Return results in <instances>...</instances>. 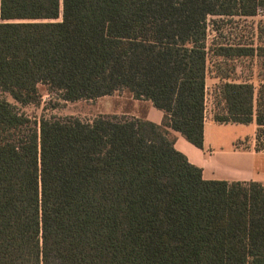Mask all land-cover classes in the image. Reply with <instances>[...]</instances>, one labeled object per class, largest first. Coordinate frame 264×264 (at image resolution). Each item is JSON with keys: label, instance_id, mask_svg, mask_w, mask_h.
<instances>
[{"label": "trees", "instance_id": "obj_1", "mask_svg": "<svg viewBox=\"0 0 264 264\" xmlns=\"http://www.w3.org/2000/svg\"><path fill=\"white\" fill-rule=\"evenodd\" d=\"M258 15L264 0H0V264H264V186L204 180L169 131L202 149L212 72V121L253 122L264 151V75L227 68L264 47L205 45L208 17ZM42 87L124 92L162 122L32 120Z\"/></svg>", "mask_w": 264, "mask_h": 264}, {"label": "crops", "instance_id": "obj_2", "mask_svg": "<svg viewBox=\"0 0 264 264\" xmlns=\"http://www.w3.org/2000/svg\"><path fill=\"white\" fill-rule=\"evenodd\" d=\"M222 81L223 79L215 78L210 72L206 82L202 149L188 143L179 133L169 130L174 138V149L182 154L189 164L201 169L202 178L206 181L256 182L264 186V151L255 150V124L252 122L246 126L220 125L212 121V94L215 86ZM122 95L125 96L126 107L123 108V104L117 105L111 115L138 118L143 113L147 121L161 124L163 113L152 107L150 102L134 100L124 92L107 97L121 100Z\"/></svg>", "mask_w": 264, "mask_h": 264}, {"label": "rangeland", "instance_id": "obj_3", "mask_svg": "<svg viewBox=\"0 0 264 264\" xmlns=\"http://www.w3.org/2000/svg\"><path fill=\"white\" fill-rule=\"evenodd\" d=\"M206 47H240L259 49L264 47V16L243 17H208ZM264 60L256 57H242L228 62L227 68L232 70L231 76L249 79L254 84L262 79ZM41 89L42 100L39 107L27 106L22 112L32 120L41 117L76 118L83 122H91L98 116L111 115L117 105L126 107L125 96L121 100L113 97H103L89 101L58 102L54 95ZM119 95V94H118ZM48 107V108H46Z\"/></svg>", "mask_w": 264, "mask_h": 264}]
</instances>
